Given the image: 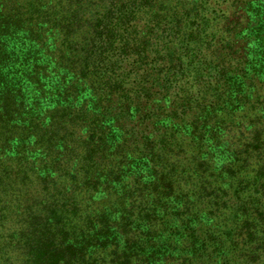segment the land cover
I'll return each mask as SVG.
<instances>
[{"label":"trees","instance_id":"16d2710c","mask_svg":"<svg viewBox=\"0 0 264 264\" xmlns=\"http://www.w3.org/2000/svg\"><path fill=\"white\" fill-rule=\"evenodd\" d=\"M0 151V264H264V0H0Z\"/></svg>","mask_w":264,"mask_h":264},{"label":"rangeland","instance_id":"374dc122","mask_svg":"<svg viewBox=\"0 0 264 264\" xmlns=\"http://www.w3.org/2000/svg\"><path fill=\"white\" fill-rule=\"evenodd\" d=\"M13 128H14V127H13V126H10V125L6 127V129L9 130V131L12 130ZM3 152H4V150H3ZM0 154L3 155V154L1 153V151H0Z\"/></svg>","mask_w":264,"mask_h":264}]
</instances>
